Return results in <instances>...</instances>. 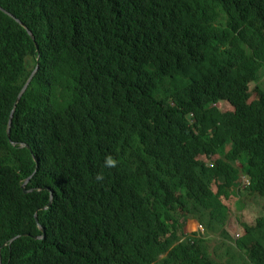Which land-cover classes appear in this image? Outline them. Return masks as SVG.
<instances>
[{
  "label": "trees",
  "instance_id": "trees-1",
  "mask_svg": "<svg viewBox=\"0 0 264 264\" xmlns=\"http://www.w3.org/2000/svg\"><path fill=\"white\" fill-rule=\"evenodd\" d=\"M0 7L2 264L56 247L62 264H224L185 224L223 228L241 172L264 197V0ZM261 211L237 240L251 264H264Z\"/></svg>",
  "mask_w": 264,
  "mask_h": 264
},
{
  "label": "rangeland",
  "instance_id": "rangeland-1",
  "mask_svg": "<svg viewBox=\"0 0 264 264\" xmlns=\"http://www.w3.org/2000/svg\"><path fill=\"white\" fill-rule=\"evenodd\" d=\"M258 84L264 88V67L261 69L260 81ZM256 85V83L250 84L246 102L253 103L258 99ZM218 107L220 110H233V107L228 102L224 101L220 102ZM244 182L245 180L241 177V185H244ZM223 201L230 209V219L225 227L226 232H223V228L219 227L214 231H209L207 228L205 229L204 232L206 233V239L208 240L209 250L215 258L224 264H248L247 261L245 262V255L241 252L242 249L237 246L232 231L233 233L236 231L241 232L242 222L255 223L256 218L262 212L260 209H263L264 197L259 194H253L247 189L241 192L240 196L239 194H235L229 198H223ZM186 220L185 226L187 225V229H195L193 231H196L197 226H195V222L196 224L199 222L194 218H187ZM204 232L200 230L199 233L203 234Z\"/></svg>",
  "mask_w": 264,
  "mask_h": 264
},
{
  "label": "clouds",
  "instance_id": "clouds-1",
  "mask_svg": "<svg viewBox=\"0 0 264 264\" xmlns=\"http://www.w3.org/2000/svg\"><path fill=\"white\" fill-rule=\"evenodd\" d=\"M37 65H39V64H37ZM36 65V66H37ZM36 68V67H35ZM39 68V67H38ZM38 71V70H37ZM160 86V85H159ZM218 106V105H217ZM219 108V107H218ZM234 109V108H233ZM12 112V111H11ZM11 115V114H10ZM8 125H9V123H8ZM26 145V144H25ZM213 156V155H212ZM202 159H204L205 161H208V158L205 156V155H202V156H200ZM204 157V158H203ZM105 163L107 164V165H109V166H111V165H113L115 162L112 160V158L111 157H106V160H105ZM241 177L245 180V182H244V185H241ZM98 179L100 178L99 176L97 177ZM26 181V180H25ZM24 181V182H25ZM28 182V181H27ZM26 182V183H27ZM26 183L24 184V185H26ZM250 183H251V179H250V176L246 173V172H241L240 173V177L238 178V181H237V184L235 185V191H234V193L233 194H231L230 195V197L232 196V195H235V194H238V189H244V190H247V189H249L250 190ZM23 184H22V187H23ZM246 184H248V186H245ZM215 186V187H214ZM26 188V187H25ZM28 189V188H27ZM217 189V185L216 184H214L213 185V190H216ZM23 190H24V188H23ZM28 190H30V189H28ZM25 192V191H24ZM27 192V191H26ZM223 198H226L225 196H223ZM52 202V199H50L49 200V202H48V204L47 205H44L43 206V210L45 209V208H47L48 207V205L50 204ZM260 211H261V209H260ZM259 211V212H260ZM190 218H192V217H189V219ZM35 219H36V221L38 222L37 223V228H38V230H41V234H37V233H35V234H33L34 235V237L36 238V239H45L46 238V236H47V231H46V226L41 222V221H39V218H38V214L36 213L35 214ZM194 219H196V218H194ZM230 219V218H229ZM197 220V219H196ZM198 221V220H197ZM229 221V220H228ZM190 222V221H189ZM199 223H197L196 224V226H197V228H196V231H193V230H188L187 229V225L185 226V231L186 232H188V233H190V232H197L199 235H203V236H205L206 237V233L204 232L205 231V229H206V226H205V224H203L202 222H200V221H198ZM196 223V222H195ZM228 223V222H227ZM227 223H226V225H227ZM226 225L223 227V232L225 231L226 232V230H225V227H226ZM191 229V228H190ZM195 230V229H194ZM200 230H202V232H204L203 234H201V233H199L200 232ZM210 231V230H209ZM244 233H245V227H244V225H243V223H242V225H241V232L240 231H236L235 233H233V231H232V234H233V237L235 238V240H236V243H237V240L238 239H240L243 235H244ZM24 234H28L29 235V233H24ZM226 234V233H225ZM227 235V234H226ZM16 237V236H15ZM14 237V238H15ZM230 237V236H229ZM206 243H207V245H208V240L206 239ZM6 244V243H5ZM5 244H3V246L5 245ZM237 246L239 247V245H238V243H237ZM240 249H242V251L241 252H243L244 253V255H245V262L247 261V263L248 264H251V262L249 261V259H248V257L246 256V253L244 252L245 251V249L244 248H241V247H239ZM208 250H209V245H208ZM210 251V250H209ZM1 254V253H0ZM211 256L214 258V259H216L217 261H219L217 258H215L213 255H212V253H211ZM64 260H65V251H63L62 249H60V248H52L51 250H49L48 251V259H47V261H46V263H44V264H62L63 262H64ZM219 262H221V261H219ZM223 263V262H222Z\"/></svg>",
  "mask_w": 264,
  "mask_h": 264
},
{
  "label": "water",
  "instance_id": "water-1",
  "mask_svg": "<svg viewBox=\"0 0 264 264\" xmlns=\"http://www.w3.org/2000/svg\"><path fill=\"white\" fill-rule=\"evenodd\" d=\"M0 9L3 10L4 12H6L7 14L11 15L9 12H7L6 10H4L3 8L0 7ZM38 67H39V65L36 66V68L33 70L32 74H31L30 77L28 78L27 82L25 83L24 87L22 88L21 92L19 93V95H18V97H17V99H16V102H15V104H14V107L16 106V104H17L18 101L20 100L22 94L24 93V91H25L26 88L28 87V85H29V83H30L32 77L34 76V74H35L36 71L38 70ZM13 112H14V109L12 110L11 115H10V118H9L8 135H10V125H11V121H12ZM26 146L29 147L28 144H26ZM29 179H30V177H28V178L26 179V181L24 182V184H25ZM24 184H23V188H24V191L26 192V191H28V189L25 188V185H24ZM4 244H5V243H4ZM0 249H1V247H0ZM0 264H2V262H1V254H0Z\"/></svg>",
  "mask_w": 264,
  "mask_h": 264
},
{
  "label": "bare ground",
  "instance_id": "bare-ground-1",
  "mask_svg": "<svg viewBox=\"0 0 264 264\" xmlns=\"http://www.w3.org/2000/svg\"><path fill=\"white\" fill-rule=\"evenodd\" d=\"M12 16V15H11ZM193 226V225H192ZM195 226H196V223H195ZM195 226H193V227H195ZM194 230V229H193Z\"/></svg>",
  "mask_w": 264,
  "mask_h": 264
}]
</instances>
